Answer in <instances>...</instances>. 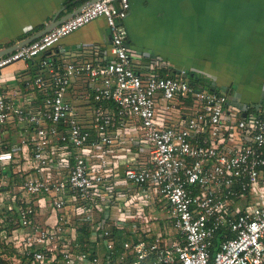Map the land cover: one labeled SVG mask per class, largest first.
I'll return each instance as SVG.
<instances>
[{
  "label": "built area",
  "instance_id": "2783aa9c",
  "mask_svg": "<svg viewBox=\"0 0 264 264\" xmlns=\"http://www.w3.org/2000/svg\"><path fill=\"white\" fill-rule=\"evenodd\" d=\"M130 6L96 0L0 56V83L39 59L0 84V244L12 264H264V105L131 47ZM98 17L107 46L55 51Z\"/></svg>",
  "mask_w": 264,
  "mask_h": 264
},
{
  "label": "crops",
  "instance_id": "0c3cea01",
  "mask_svg": "<svg viewBox=\"0 0 264 264\" xmlns=\"http://www.w3.org/2000/svg\"><path fill=\"white\" fill-rule=\"evenodd\" d=\"M86 1L0 0V49L31 37ZM130 2L125 26L131 47L161 57L170 73L185 70L189 80L213 83L243 102L264 105V0ZM108 41L105 18L98 17L62 38L55 51L68 52L66 60L88 59L95 46ZM38 64L35 58L3 68L1 87L18 91L24 79L39 72Z\"/></svg>",
  "mask_w": 264,
  "mask_h": 264
},
{
  "label": "water",
  "instance_id": "95a60500",
  "mask_svg": "<svg viewBox=\"0 0 264 264\" xmlns=\"http://www.w3.org/2000/svg\"><path fill=\"white\" fill-rule=\"evenodd\" d=\"M94 1H96V0H88V1L84 2L83 4L78 6L76 9L70 11L69 13H66L63 16L59 17V18L55 17L52 21H50L48 24H46L40 31H38L37 33H35L31 37H29L27 39H24V40H21V41H18V42L14 43L11 46H8V47L0 49V56L4 55L6 53H9L11 51H14L15 49L21 47L22 45H24V44H26L28 42H31L32 40L40 37L44 33L50 31L52 28H54L57 25H59L60 23H62L68 17L73 16L75 13L79 12L82 8L86 7L87 5L91 4Z\"/></svg>",
  "mask_w": 264,
  "mask_h": 264
},
{
  "label": "trees",
  "instance_id": "16d2710c",
  "mask_svg": "<svg viewBox=\"0 0 264 264\" xmlns=\"http://www.w3.org/2000/svg\"><path fill=\"white\" fill-rule=\"evenodd\" d=\"M196 80L192 79L191 82H195ZM218 239H214V243H217ZM12 256L13 252L9 246L0 244V264H12Z\"/></svg>",
  "mask_w": 264,
  "mask_h": 264
},
{
  "label": "rangeland",
  "instance_id": "374dc122",
  "mask_svg": "<svg viewBox=\"0 0 264 264\" xmlns=\"http://www.w3.org/2000/svg\"><path fill=\"white\" fill-rule=\"evenodd\" d=\"M19 140V136H14L12 137V142H15ZM9 195V193L6 190H3L0 192V203L4 200V198H7ZM130 261V259L126 262H124L123 264H127ZM142 264H150V262H143Z\"/></svg>",
  "mask_w": 264,
  "mask_h": 264
}]
</instances>
